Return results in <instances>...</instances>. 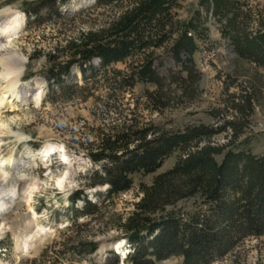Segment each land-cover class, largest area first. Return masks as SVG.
I'll return each mask as SVG.
<instances>
[{
  "label": "rangeland",
  "instance_id": "obj_1",
  "mask_svg": "<svg viewBox=\"0 0 264 264\" xmlns=\"http://www.w3.org/2000/svg\"><path fill=\"white\" fill-rule=\"evenodd\" d=\"M40 1L0 0V19L23 16L27 5L33 7ZM199 1L175 0L173 36L152 55L156 86L136 83L131 88L118 83V78L114 81L118 72L129 74L138 61L134 58L106 71L94 60L93 76L87 73L84 78L73 67L70 76L63 80L66 92L58 94L54 89V95L46 97L43 77L49 58L65 63L67 44L84 33L107 26L117 17L120 9L117 6H99L96 0H67L66 4H57L59 18L42 14L32 22L26 16L16 32L2 36L0 91H8L6 88L10 86L8 96L16 94L23 101L27 86L38 84L40 100L0 102V196L4 197L0 214V264H113L115 259L108 253L112 251L116 256L112 248L123 241L114 229L117 219H126L133 212V205L139 200L138 186L149 185L155 176L173 168L178 153L166 158L154 174L134 175L130 191L105 200L99 206L98 216L78 219L76 225L85 226L76 229L72 226V215L66 216L67 212L61 208L68 205L69 196L76 191L83 190L91 202L104 195V189L84 188L86 175L100 169L92 164L86 149L99 142L94 135L110 133L112 127L131 122L139 128L153 124L162 132L178 134L189 127L203 125L215 129L232 122L236 124L237 137L226 129L210 140L211 145L231 143L226 151L243 150L255 157L264 153L263 72L235 59L230 41L221 34V25L202 10ZM239 1L245 13L251 12L247 22L241 24L250 31L256 30V19L264 16V0ZM190 20L196 21L199 29L193 40L196 52L191 67L184 63V57L176 61L171 51L182 25ZM250 86L256 87L257 92L252 111L243 120L234 114L233 106L250 94ZM154 91L161 98L158 104L149 101L148 93ZM46 151L52 157L63 156L66 165L48 166L29 158V154ZM60 204L62 215L53 218L52 212ZM199 205L200 201L192 199L178 207L190 211ZM80 207L78 201L73 209ZM82 237L98 245L94 254L83 258L81 254L63 253ZM44 251L46 254L42 256ZM129 251L122 244L116 252L126 256ZM117 264L128 263L120 257ZM156 264H182V260L171 258ZM211 264H264V236L239 239L224 257Z\"/></svg>",
  "mask_w": 264,
  "mask_h": 264
},
{
  "label": "trees",
  "instance_id": "obj_2",
  "mask_svg": "<svg viewBox=\"0 0 264 264\" xmlns=\"http://www.w3.org/2000/svg\"><path fill=\"white\" fill-rule=\"evenodd\" d=\"M99 6L120 7L117 17L104 28L80 35L77 41L66 46L67 61H48L44 71L47 85L46 97L64 93V78L70 76L75 67L85 78L96 72L92 62L97 60L99 68L124 63L128 59L138 60L128 75H114V81L133 87L136 83L157 85L153 71L152 55L173 36L172 9L175 0H96ZM202 10L221 25V34L231 44L236 60L253 65L263 72L264 78V16L256 19V30L250 31L241 24L251 12L240 7L239 0H200ZM59 3L66 4L67 0ZM55 0H41L27 5L25 14L35 22L39 15L59 18ZM29 30L30 27H29ZM199 34L198 24L190 20L182 25L179 36L172 46V54L180 62L191 67L196 46L194 37ZM50 56V55H49ZM190 75V73H188ZM252 88V89H251ZM250 94L234 103V114L243 120L252 111V100L257 92L251 87ZM66 92V91H65ZM68 92V91H67ZM70 92V91H69ZM149 101L158 104V91L148 93ZM234 132L236 124L229 122L224 127H189L182 133L162 132L153 124L145 128L133 125L112 127L110 133L94 135L97 144L87 147V155L93 165L84 179V188L96 189L106 186L104 195L88 201L83 190L68 198L65 209L72 215V226L78 219L93 218L100 212L99 206L113 197L127 193L133 187L134 175H152L163 161L178 153L170 170L155 176L149 185L138 186L139 200L126 219H117L114 227L130 249L126 255L128 264H156L171 258H180L182 264H211L224 257L244 237L264 236V153L255 157L243 150H228L226 146H213L210 140L224 133ZM222 157L221 161L217 158ZM198 200V209L188 211L179 208L183 202ZM78 201L81 207H77ZM53 217L60 216L52 212ZM65 215V214H64ZM68 229H71V227ZM82 237L74 241L72 249L64 254H94L98 245ZM46 254L44 251L42 256ZM114 257L113 264L118 263Z\"/></svg>",
  "mask_w": 264,
  "mask_h": 264
},
{
  "label": "bare ground",
  "instance_id": "obj_3",
  "mask_svg": "<svg viewBox=\"0 0 264 264\" xmlns=\"http://www.w3.org/2000/svg\"><path fill=\"white\" fill-rule=\"evenodd\" d=\"M23 18L24 17L22 15L16 14V15H12L10 18L0 19V42H1L3 35H9L10 33H14L17 31L18 28H20L22 26ZM4 65H6V64L4 63ZM39 86L40 85H38V84L37 85L32 84L29 87L27 86V89L24 92V94L25 93L26 94L24 96L23 101L22 100L20 101L19 96H17L16 94L9 97L8 92L10 91L11 87L8 86V88H6L8 91H2V92L0 91V95H1L0 102L2 103L6 99L5 103H8V104H17V103L29 102V101H34V103H36L40 100V95L37 94V93H39V91H37L40 89ZM27 97H30V99H27ZM29 156L33 157L34 160H40L41 158L47 159L49 157L48 151L43 152V153L37 152V153L29 154ZM58 157L61 161L66 162V159L63 156L60 155ZM3 201H4V197L0 196V214L2 213V207L4 205ZM115 245H117L116 250H118V248H120L122 246V241L117 242Z\"/></svg>",
  "mask_w": 264,
  "mask_h": 264
}]
</instances>
